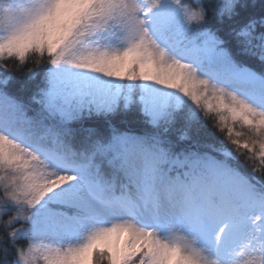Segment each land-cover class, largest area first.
<instances>
[{
  "label": "snow or ice",
  "instance_id": "obj_1",
  "mask_svg": "<svg viewBox=\"0 0 264 264\" xmlns=\"http://www.w3.org/2000/svg\"><path fill=\"white\" fill-rule=\"evenodd\" d=\"M0 264H264V0H0Z\"/></svg>",
  "mask_w": 264,
  "mask_h": 264
},
{
  "label": "trees",
  "instance_id": "obj_2",
  "mask_svg": "<svg viewBox=\"0 0 264 264\" xmlns=\"http://www.w3.org/2000/svg\"><path fill=\"white\" fill-rule=\"evenodd\" d=\"M243 2V0H242ZM248 3H251V0H247ZM21 83L23 82L22 80L20 81ZM125 122L126 123H135L136 122V115L134 113H129L125 118ZM87 124H90V125H96L98 123H100L99 121L97 120H89V121H86Z\"/></svg>",
  "mask_w": 264,
  "mask_h": 264
}]
</instances>
